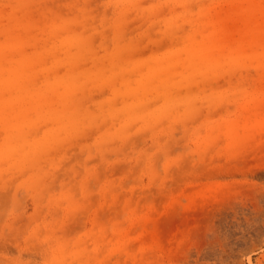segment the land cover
Returning <instances> with one entry per match:
<instances>
[{
	"label": "rangeland",
	"instance_id": "374dc122",
	"mask_svg": "<svg viewBox=\"0 0 264 264\" xmlns=\"http://www.w3.org/2000/svg\"><path fill=\"white\" fill-rule=\"evenodd\" d=\"M0 264H264V0H0Z\"/></svg>",
	"mask_w": 264,
	"mask_h": 264
}]
</instances>
